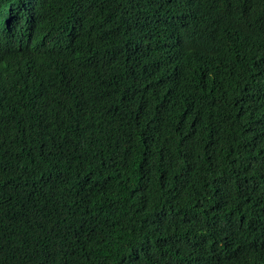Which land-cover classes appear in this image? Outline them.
I'll use <instances>...</instances> for the list:
<instances>
[{
  "label": "trees",
  "instance_id": "16d2710c",
  "mask_svg": "<svg viewBox=\"0 0 264 264\" xmlns=\"http://www.w3.org/2000/svg\"><path fill=\"white\" fill-rule=\"evenodd\" d=\"M0 264H264V0H0Z\"/></svg>",
  "mask_w": 264,
  "mask_h": 264
}]
</instances>
